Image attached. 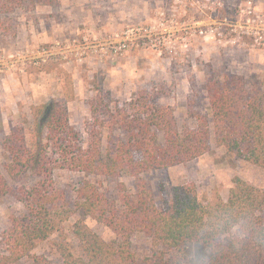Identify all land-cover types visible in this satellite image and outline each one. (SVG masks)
I'll return each instance as SVG.
<instances>
[{
  "label": "rangeland",
  "instance_id": "374dc122",
  "mask_svg": "<svg viewBox=\"0 0 264 264\" xmlns=\"http://www.w3.org/2000/svg\"><path fill=\"white\" fill-rule=\"evenodd\" d=\"M225 73L240 75L249 84L264 77V0H59L55 7L33 9L0 3V171L16 185L4 170V140L12 128L32 130L36 116L53 102L66 103L70 122L87 147L86 122L92 120L91 103L99 88L113 107L149 92L173 110L182 130L196 125L194 113L210 117L206 81ZM113 132L125 137L122 130ZM109 134L104 131V149ZM53 177L65 196L53 213L64 223L38 242L32 254L57 264V244L75 242L78 217L71 214L83 181L90 180L112 200L121 189L135 194L137 186L126 172L106 178L60 169ZM142 177L158 201L162 183L168 188L194 183L203 202L219 196L226 200L235 178L264 189L263 168L225 152L213 139L205 155ZM34 182L30 175L19 181ZM25 213L15 196L1 199L0 237L12 216ZM86 223L104 240H117L94 218ZM153 250L148 237L135 234V253L150 255ZM18 264L36 263L24 258Z\"/></svg>",
  "mask_w": 264,
  "mask_h": 264
},
{
  "label": "trees",
  "instance_id": "16d2710c",
  "mask_svg": "<svg viewBox=\"0 0 264 264\" xmlns=\"http://www.w3.org/2000/svg\"><path fill=\"white\" fill-rule=\"evenodd\" d=\"M6 7L57 6L59 0H0ZM210 117L194 113L196 125L182 130L170 107L162 106L149 92L130 102L112 99L99 88L91 103L92 120L86 122L89 136L84 146L81 133L71 124L66 103L53 102L32 130L12 128L4 140L7 176L0 171V200L15 196L25 207L22 216H12L11 226L0 237V264H18L33 258L36 264H55L33 256L38 242L59 232L63 223L53 210L64 200L55 187L56 170H72L114 178L127 173L135 178L137 191H119L112 200L90 180L77 191L73 215L75 242L57 244V264H169L168 247L177 243L185 225L201 217L215 204L243 206L264 219V189L241 179L233 180L228 198L200 200L194 183L159 186V201L143 179L151 170H165L188 163L217 147L264 169V77L250 84L240 75L211 76L205 85ZM213 128V129H212ZM122 130L124 136L113 131ZM107 148L103 147L104 131ZM162 133V141L159 139ZM27 175L33 184L19 183ZM71 216V217H72ZM92 217L109 228L115 241H106L86 223ZM144 234L154 247L150 255L133 251L135 234ZM216 264H264V250H239L217 258Z\"/></svg>",
  "mask_w": 264,
  "mask_h": 264
},
{
  "label": "clouds",
  "instance_id": "9594fccd",
  "mask_svg": "<svg viewBox=\"0 0 264 264\" xmlns=\"http://www.w3.org/2000/svg\"><path fill=\"white\" fill-rule=\"evenodd\" d=\"M242 249L264 250V219L243 206L215 204L185 225L166 254L169 264H216L218 257Z\"/></svg>",
  "mask_w": 264,
  "mask_h": 264
}]
</instances>
